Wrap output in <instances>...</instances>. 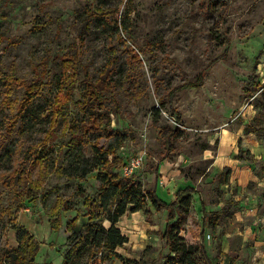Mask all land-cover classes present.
<instances>
[{
  "label": "rangeland",
  "instance_id": "1",
  "mask_svg": "<svg viewBox=\"0 0 264 264\" xmlns=\"http://www.w3.org/2000/svg\"><path fill=\"white\" fill-rule=\"evenodd\" d=\"M97 7L118 8V20L130 37L106 21ZM144 40L151 44L145 51ZM131 49L140 51L139 60H131ZM75 52L79 61L66 106L70 125L81 126L96 109L80 103L86 69L115 100L106 99L97 110L108 113L110 127L126 135L115 155L109 156L110 169L134 175L143 191L154 189L165 202L174 200L180 187L193 186L196 192L179 235L189 243L198 241L202 200L215 222L205 228L206 248L214 263L264 264V234L254 228H264V223L255 222L253 227L255 215L249 214L246 223L236 216L241 208L236 197L256 194L264 198V188L248 179L245 191H239L232 168L227 182H222V165L232 166L238 160L247 161L251 172L264 176V160L255 159L241 144L242 138H237L242 129L244 135H252L248 141L264 149V0H0V92L6 74L26 80L40 77L44 83L14 131L5 135L1 130L5 137H0V167L13 168L15 162L7 155L13 148L20 151L21 163L27 167L28 150L35 147L49 165L42 185H58L47 198L37 190L19 201L0 177V204L12 211L10 218L5 214L0 219V264H12L4 251L17 244L19 227L38 243L33 264H60L63 258L57 248L69 234L66 223L78 214L74 227L78 231L87 222L83 200L95 192L100 183L98 171L104 169L95 164L92 145L105 149L106 131L78 130L76 135L82 138L76 143L70 128L62 132L59 120L54 134L49 133L48 101L57 91L61 57ZM202 69V86L182 89L172 99L182 119L175 149L162 159L166 136L176 125L166 91L186 78L193 79ZM22 92L16 88L11 97L19 98ZM10 115L8 107H0V127ZM253 118L258 133H246V123ZM3 155L5 161H1ZM82 167L92 169L84 178L75 175ZM31 174L34 179V170ZM59 196L68 199L71 208L61 211L59 230H53L50 212ZM107 202L113 208L110 198ZM131 207L116 222L128 238L117 247L118 254L163 264L168 249L160 234L174 214L156 209L149 200L145 210L131 211ZM256 211L264 215V202ZM102 224L108 227L110 221L104 219ZM88 248L83 243L70 264H89ZM104 264H122V260Z\"/></svg>",
  "mask_w": 264,
  "mask_h": 264
},
{
  "label": "trees",
  "instance_id": "2",
  "mask_svg": "<svg viewBox=\"0 0 264 264\" xmlns=\"http://www.w3.org/2000/svg\"><path fill=\"white\" fill-rule=\"evenodd\" d=\"M99 14L106 21L113 23L115 28L125 30L130 37L128 30L122 25V22L118 20V8L101 9L97 7ZM96 12V11H95ZM107 12V13H106ZM96 13H94L95 15ZM219 35V33H217ZM225 42H228L226 37H223ZM80 42L83 38L79 39ZM151 44L144 40L143 51L149 49ZM132 50L131 60H139V52ZM79 54L65 53L61 57V71L59 75V82L57 85V91L53 95L52 99L48 101L51 116H50V134L53 135V126L60 120L62 122V132L66 129H71V140L73 142H80L82 136L76 135L78 130L83 132L98 131L104 128L106 131V140L108 142L105 149L97 147L93 144V153L95 158V164L103 166L104 169L98 171V178L100 183L92 195H86L83 200V205L86 208L87 222L84 223L80 230H75V224L78 219V214L69 220L65 229L69 232L65 242L60 245L57 250L62 255V262L60 264H70L72 257L77 254L83 243H88V258L89 264H104L106 262H112L115 259H121L122 264H154L153 259L146 261L144 259H132L128 257H122L117 252V247L123 246L128 238L122 234L119 227L116 226V222L119 217L122 216L128 207L131 205V211H137L144 209L147 201L156 208H164L169 213L174 214L169 217L168 221L164 225L160 238L163 241V246L168 249L167 254L164 256L165 262L163 264H215L213 258L210 256L205 241V228L209 223H215L211 220V217L205 210L204 202L200 200V210L202 213V228L198 233V241L189 243L179 233L182 229V223L185 219V214L190 204L191 195L196 192L193 186L187 185L177 189L174 200L165 202L158 197L156 191L147 189L142 190L141 183L137 181L134 175L124 176L119 172H115L110 169L111 162L109 156H114L116 151L122 146L126 135L118 129L110 127V120L108 113L98 111L97 108H103L106 99L115 100L112 96L105 94L99 87L98 80H94L88 70L84 69L83 83L84 91L82 105H91L94 109L89 113L88 118L81 126H71L68 120L66 106L67 99L70 97L72 90V83L75 78V66L79 61ZM169 61L174 63L173 59H170L167 55H164ZM74 77V78H73ZM205 78L204 69H202L193 79H185L182 82L173 85L166 91L165 97L170 105V108L175 115L176 125L172 127L171 131L167 134V148L162 159H164L168 152L173 151L174 141L177 136L181 123L182 115L172 106V99L174 95L186 88L201 87ZM43 81L40 77H36L33 80H26L22 77H17L14 74H6L3 76V90L0 92V107H8L11 115L6 118L0 127V137L4 138L1 130L4 129L5 135H8L14 131L17 124V120L26 112L27 108L32 104L34 99L41 94ZM16 88H22V95L17 98L11 97V94ZM162 103V100H159ZM256 119L246 123L245 132L258 133L255 127ZM104 126V127H103ZM79 127V128H78ZM29 157H27V167L21 163L20 151L16 148L8 151L9 158L15 162L13 168L7 170L4 164L0 167L1 182L9 188L13 199L21 201L26 195L32 192H38V194L47 198L51 190L57 189L58 185L54 187H45L42 185L45 174L48 173V162L41 154L37 153L35 147L29 150ZM31 151V152H30ZM5 161V155L2 160ZM34 170L35 178L31 171ZM90 167H82L79 174H75L80 178H84L89 172ZM230 168L225 166L223 168V181L227 182ZM68 176H71L70 174ZM9 178L8 183L5 179ZM77 189L81 195L83 194V188L81 185H77ZM112 200L113 208L108 206V199ZM69 200L63 197H57L51 212L50 217L52 219L53 230H59L61 225V211L70 209ZM8 218L12 216V211L9 207H4L0 204V219L4 218V215ZM216 215V213H215ZM107 219L110 221L108 227L103 226L102 221ZM13 226L18 228L16 222H13ZM19 237L17 238V244L10 246L4 251L5 259H8L12 264H33L34 257L38 250V243L34 237L23 227H19Z\"/></svg>",
  "mask_w": 264,
  "mask_h": 264
},
{
  "label": "crops",
  "instance_id": "3",
  "mask_svg": "<svg viewBox=\"0 0 264 264\" xmlns=\"http://www.w3.org/2000/svg\"><path fill=\"white\" fill-rule=\"evenodd\" d=\"M240 132V131H239ZM250 134V133H249ZM246 134L244 135V131H242L241 129V133H239L237 136L238 139L242 138V142L241 144L245 145L246 148H248V150H250L251 154H254V158L257 160H264V149H261L259 144L257 143L254 144L251 140L248 141V139H252V135ZM235 138V137H234ZM250 145H249V143ZM260 160V161H261ZM216 164H218L219 161V157L216 159ZM222 166H227L229 168H232V175L235 177V179H237V183L236 186L239 189V191L244 192L245 191V186L246 183L249 180H254L257 184L258 187H262L264 188V176H257L254 172L250 171V165L247 164V161L244 160H238V163L234 164V165H229V163H225ZM231 166V167H230ZM249 179V180H248ZM242 196V195H239ZM255 200V204L253 203L252 200ZM236 200H239V204L241 207L238 210V213L236 214V216L238 217L239 220H241V222H245L246 217L249 216V214L255 215V221L254 219L252 220V224L255 222L260 221L261 223H264V215L261 214H256V210L258 209V205L261 204L262 202H264V198L256 195V194H249L246 195L243 198H238L236 197ZM247 204L246 207H244V205ZM247 226V225H246ZM254 227V224L252 225ZM255 229L257 228V232H260L261 234H264V228L262 227H258L255 226Z\"/></svg>",
  "mask_w": 264,
  "mask_h": 264
},
{
  "label": "built area",
  "instance_id": "4",
  "mask_svg": "<svg viewBox=\"0 0 264 264\" xmlns=\"http://www.w3.org/2000/svg\"><path fill=\"white\" fill-rule=\"evenodd\" d=\"M130 175H131L130 173L125 171V175L124 176H130ZM252 201H253L254 204L256 203L254 199ZM246 206H247V204L244 205V207H246Z\"/></svg>",
  "mask_w": 264,
  "mask_h": 264
}]
</instances>
